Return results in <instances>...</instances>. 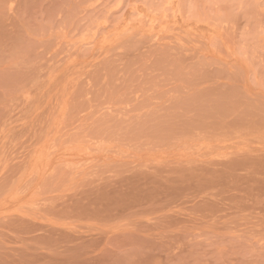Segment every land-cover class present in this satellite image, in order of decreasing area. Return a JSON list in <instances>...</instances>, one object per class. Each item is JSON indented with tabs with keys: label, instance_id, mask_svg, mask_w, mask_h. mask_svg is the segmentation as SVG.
<instances>
[{
	"label": "rangeland",
	"instance_id": "rangeland-1",
	"mask_svg": "<svg viewBox=\"0 0 264 264\" xmlns=\"http://www.w3.org/2000/svg\"><path fill=\"white\" fill-rule=\"evenodd\" d=\"M0 264H264V0H0Z\"/></svg>",
	"mask_w": 264,
	"mask_h": 264
}]
</instances>
